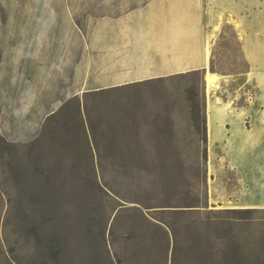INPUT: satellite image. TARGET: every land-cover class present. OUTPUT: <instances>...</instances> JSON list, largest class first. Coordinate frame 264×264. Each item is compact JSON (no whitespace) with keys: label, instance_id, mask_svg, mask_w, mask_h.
I'll return each mask as SVG.
<instances>
[{"label":"rangeland","instance_id":"1","mask_svg":"<svg viewBox=\"0 0 264 264\" xmlns=\"http://www.w3.org/2000/svg\"><path fill=\"white\" fill-rule=\"evenodd\" d=\"M157 1L0 0V264H264V0H196L214 74L104 82Z\"/></svg>","mask_w":264,"mask_h":264},{"label":"crops","instance_id":"2","mask_svg":"<svg viewBox=\"0 0 264 264\" xmlns=\"http://www.w3.org/2000/svg\"><path fill=\"white\" fill-rule=\"evenodd\" d=\"M205 8L196 0H160L137 8L128 18L131 26L119 33L122 22L113 20L110 45L98 50L99 70L111 75L103 81L122 85L196 71H201L203 78L214 74L209 70L212 54L207 43L212 34L205 28Z\"/></svg>","mask_w":264,"mask_h":264},{"label":"trees","instance_id":"3","mask_svg":"<svg viewBox=\"0 0 264 264\" xmlns=\"http://www.w3.org/2000/svg\"><path fill=\"white\" fill-rule=\"evenodd\" d=\"M199 74H202V72L196 71L178 76L199 75ZM187 100L190 106L189 117L190 120L194 123L193 128L195 130V133L199 137V143L201 146L200 157L204 162H207L208 154H207V125H206L205 104L203 98L200 95V92L194 86L190 87L187 90ZM242 211H244V213H247L251 210H242ZM172 254L174 260V256H175L174 251L172 252Z\"/></svg>","mask_w":264,"mask_h":264}]
</instances>
